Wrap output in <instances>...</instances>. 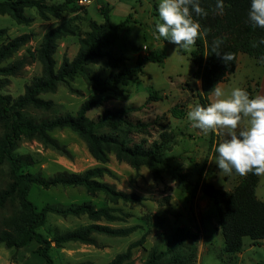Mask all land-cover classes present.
Wrapping results in <instances>:
<instances>
[{
    "label": "rangeland",
    "instance_id": "1",
    "mask_svg": "<svg viewBox=\"0 0 264 264\" xmlns=\"http://www.w3.org/2000/svg\"><path fill=\"white\" fill-rule=\"evenodd\" d=\"M44 1L48 5L66 4L68 11L60 17L47 20L36 9H27V15L34 18L30 25L18 24L10 15L0 14V29H7V34L0 37V46L23 34L31 36V41L11 59L14 61L26 56L29 63L21 74L9 78L2 90L3 94L17 98L24 93L26 85L41 74L39 61L28 50L34 53L50 29L64 22L77 26L76 36L59 40L55 55L58 68L64 54L70 59L77 54L79 39L90 31V23L104 22L105 8L110 9L113 24L122 23L132 14L130 22L120 35H137V46L124 48L120 38L118 42L103 47L102 51L107 56L90 64L88 70L106 79L125 68L136 67L138 57L144 58L157 50L163 52L164 63H148L143 73L124 87L127 95L123 97L110 90L101 92L85 75H77L73 80L61 84L55 93L42 96L55 103V111L45 113L31 110L30 113L36 117L52 116L54 112L76 114L85 101L108 98L103 106L89 111L88 116L97 118L106 110L133 106L136 110L129 114V120L136 127L118 123L113 128L130 145L143 144L148 148L154 142L163 140L162 135L170 136V141L160 152L164 164L159 165L158 175L149 164L142 163L139 168H135L127 161H119L113 152L108 154V163L98 162L90 154L82 138L68 128L50 133V137L57 142V147L26 136L18 140V149L14 154L29 153L37 161L28 171H41L48 177L63 170L79 173L89 168L105 166L112 172L104 177L105 182L113 184L119 191L142 198L137 203L115 202L103 193L91 197L84 188L44 189L34 186L29 199L39 210L47 204L67 207L92 201L97 208L111 207L124 218L125 221L112 223L113 227H136L128 237L96 235V246L72 242L56 248L53 244L51 255L55 262L63 264L90 261L93 264H108L132 242L145 236L144 247L135 250V264H143L152 249L165 253L163 264H264V240L255 243L251 238L245 237L240 252L229 254L224 251V236L215 204L204 195L201 186L206 181L217 188L230 191L245 176L237 174L235 170L231 174L224 173L218 168L216 160L219 154L215 149L225 139L221 131L209 130L205 134L193 128L187 118L191 108L200 104L198 94L203 93L201 81L194 78L197 67L191 55L195 46L177 49L178 46L168 39L156 38V24L162 23L159 17L160 0H90L86 4H81L80 0ZM262 77L264 63L241 54L240 68L228 82L221 84L223 96L219 99L228 98L236 88L248 90L250 98H254L259 89V78ZM151 96L153 99L146 104ZM156 97L159 99L156 100ZM216 99L218 98L214 94L209 96L210 103ZM176 105H183L186 112L184 118L172 115L171 110ZM139 123L145 126L139 127ZM243 126H249L247 121ZM105 130L110 131L111 126ZM173 169L179 171L181 178L174 175ZM8 174L9 166L5 164L0 171V186L8 180ZM259 178L256 194L264 201V175ZM89 222L87 217L63 219L51 214L47 225L40 232L49 238L56 228L75 229ZM37 249L38 244L35 242L20 249H8L0 245V264H43V258Z\"/></svg>",
    "mask_w": 264,
    "mask_h": 264
},
{
    "label": "trees",
    "instance_id": "2",
    "mask_svg": "<svg viewBox=\"0 0 264 264\" xmlns=\"http://www.w3.org/2000/svg\"><path fill=\"white\" fill-rule=\"evenodd\" d=\"M208 15L194 19L198 20L202 28L210 29L207 36H200L194 45L192 61L197 69L194 78L202 83L203 93L198 94L200 105L210 104L209 96L217 83H226L236 72L240 54H246L257 61L264 56V44L252 47L253 42L264 39V28L253 27L249 20L251 0H224L223 14H218L217 0H199ZM36 9L43 19L60 17L68 11L66 4L48 5L44 0H0V14L10 15L18 24L30 25L34 18L27 15V9ZM103 23L91 22L90 31L79 39V49L73 59L64 54L61 65L57 68L55 55L59 47V40L77 35V26L64 22L45 33L40 46L33 53L41 65V74L35 76L26 85L23 94L17 98L3 94L2 90L8 84L10 77H16L29 63L26 56L12 61L13 56L30 41V34H23L13 38L0 46V171L5 164L9 166L8 180L0 186V245L8 249L24 248L31 243L38 244L37 252L43 258V264H57L51 255L53 244L56 248L72 242L85 245H97L96 235L109 237H128L135 230L131 227H113L115 222L125 221L111 207L97 208L92 201L81 204L59 207L45 205L42 209L30 201L29 194L34 186L44 189L52 188H84L91 197L103 193L112 201L137 203L142 198L135 194L119 191L113 184L103 179L112 172L105 166L89 168L83 172L59 171L52 176H44L41 171L31 172L37 161L29 153L15 155L18 140L22 136L37 138L47 145L57 147V142L50 137V133L57 129L68 128L77 133L86 143L90 154L100 163L109 162L108 154L113 152L119 161H127L135 168L142 163L149 164L156 175L159 165L164 164L160 152L170 141V136L162 135L163 140L156 141L151 147L143 144H129L126 138L113 128L118 123L129 127H136L130 120L129 114L136 110L133 106L122 109H109L97 118L88 116V112L104 105L108 98L91 99L85 101L76 114L69 112L56 113L52 116L36 117L31 110L51 112L55 111V103L42 96L55 93L59 86L73 80L77 75H85L91 84L101 92L113 91L123 97L127 95L131 81L143 73L144 67L151 62L162 64L165 56L161 50L154 51L148 56L138 57L136 67L125 68L108 78L102 79L88 70V66L98 59L106 57L102 48L113 42H118L121 32L132 18L129 14L120 24L111 22L110 9L105 8ZM7 34V29H0V37ZM217 37L225 38L219 51L221 53H235L236 59L228 64L221 57L212 52V42ZM222 55V54H221ZM264 63V62H261ZM248 93L249 91L246 90ZM151 96L147 102L149 103ZM156 100L159 98L156 97ZM183 105H176L171 112L175 118L186 116ZM139 109V108H138ZM139 127L145 124H138ZM111 126L110 131L105 128ZM174 175L181 178V174L173 169ZM260 178L252 173L246 175L233 190L215 187L204 181L201 190L213 203L217 210L219 224L224 236V251L236 254L243 248V239L249 237L258 243L264 240V201L257 197L256 191ZM194 195V193H193ZM56 215L63 219L70 217H87L90 221L75 229L60 230L56 228L51 237L40 232L47 225L49 215ZM146 237L132 242L124 252L117 254L108 264H135L134 253L144 247ZM164 252L152 249L148 252L143 264H163ZM63 264H93L90 261ZM173 264H178L174 262Z\"/></svg>",
    "mask_w": 264,
    "mask_h": 264
},
{
    "label": "clouds",
    "instance_id": "3",
    "mask_svg": "<svg viewBox=\"0 0 264 264\" xmlns=\"http://www.w3.org/2000/svg\"><path fill=\"white\" fill-rule=\"evenodd\" d=\"M224 0H217L218 14H223ZM208 12L199 0H160L159 17L156 24L159 39L164 37L178 48L189 49L197 38L207 36L210 29L202 28L195 17H206ZM249 20L253 27L264 28V0H251ZM225 38L217 37L212 42V52L228 64L236 59V54L219 51ZM264 44V39L253 42L252 47ZM222 54V55H221ZM264 62V56L260 58ZM216 99L207 107L196 104L188 112L187 118L193 128L207 134L209 130H220L225 137L215 151L219 154L216 164L221 172L231 174L233 170L246 176L254 170L255 175H264V95L250 98L246 90L236 88L228 98L223 96L221 83L211 91ZM247 121L248 127L243 123Z\"/></svg>",
    "mask_w": 264,
    "mask_h": 264
},
{
    "label": "crops",
    "instance_id": "4",
    "mask_svg": "<svg viewBox=\"0 0 264 264\" xmlns=\"http://www.w3.org/2000/svg\"><path fill=\"white\" fill-rule=\"evenodd\" d=\"M137 38H138L137 35L132 36V35H128V34L125 33L121 37V45L124 48H127V46L135 47V46H137V43H136V39ZM240 59H241V54L239 56V64H238V67H237L236 71H238L239 68H240ZM248 80H251V78H248ZM221 84H223V83H221ZM257 95H264V77L259 78V89L255 92L254 97L257 96Z\"/></svg>",
    "mask_w": 264,
    "mask_h": 264
},
{
    "label": "built area",
    "instance_id": "5",
    "mask_svg": "<svg viewBox=\"0 0 264 264\" xmlns=\"http://www.w3.org/2000/svg\"><path fill=\"white\" fill-rule=\"evenodd\" d=\"M89 2H90V0H80L81 4H86V3H89Z\"/></svg>",
    "mask_w": 264,
    "mask_h": 264
},
{
    "label": "water",
    "instance_id": "6",
    "mask_svg": "<svg viewBox=\"0 0 264 264\" xmlns=\"http://www.w3.org/2000/svg\"><path fill=\"white\" fill-rule=\"evenodd\" d=\"M203 90V89H202Z\"/></svg>",
    "mask_w": 264,
    "mask_h": 264
}]
</instances>
